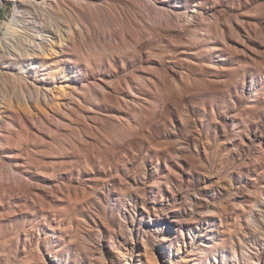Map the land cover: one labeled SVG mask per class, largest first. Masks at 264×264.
<instances>
[{
    "label": "rangeland",
    "instance_id": "1",
    "mask_svg": "<svg viewBox=\"0 0 264 264\" xmlns=\"http://www.w3.org/2000/svg\"><path fill=\"white\" fill-rule=\"evenodd\" d=\"M16 9L62 36L0 59V264H264V0Z\"/></svg>",
    "mask_w": 264,
    "mask_h": 264
},
{
    "label": "bare ground",
    "instance_id": "2",
    "mask_svg": "<svg viewBox=\"0 0 264 264\" xmlns=\"http://www.w3.org/2000/svg\"><path fill=\"white\" fill-rule=\"evenodd\" d=\"M37 4H39V3H37ZM22 13H23V10L16 9L14 11V13L12 14V17L10 19L5 20V21L2 22L3 23L2 27L5 30L3 31V33L1 32L2 33V37L0 38V59H2L3 62H9V58L6 57V54H7V50H8L9 47L14 48L12 43H14V41L17 40L19 37H24V38L27 37L26 36L27 33L25 32V30L27 28V20H25L23 22V20H24L23 18L24 17L22 16ZM25 23H26V25H25ZM30 28H32V27H30ZM43 28H45L44 24H41V25L39 24V26L37 28L35 40H39V41L34 42V41H31L30 39L26 38V42H27V49L26 50H27V53L25 54V61H27L28 71H30V72H32V71L35 72L36 69H38L40 66H43V62H44L43 60H40L41 62L39 63V65L37 64L36 60H38L39 54L37 52H35V49H37L40 52V54H41L40 56L42 57V59H50L52 54L55 53V55H56V53H58V49H57L58 48V43L61 41V36L62 35L60 34L59 30L51 29V27H49V29L51 31V33L48 35L49 37L46 36L45 38H43V35H42ZM34 29H36V28H34ZM47 30H48V28H47ZM72 33L73 32L71 31V28H69V27L67 28L65 34L63 33V38H65V40H64L65 44H68L70 41H72V38H73ZM10 42H12V43H10ZM41 43H45V45L47 46V48L49 50L48 52L45 51L44 48L39 45ZM66 62L70 64V63H73L74 60H72L71 57H68ZM52 64H53V62H50L49 65H52ZM4 71H6V70H4ZM25 76H26V70H23L17 76L18 77L17 80L19 81V79H22ZM28 88L32 90L33 95H34V97L36 98L37 101H41V102L44 101V103H45V97H42L44 99L41 98V96H44V94H43L44 86L43 85L27 84V85L24 86V90H28ZM39 110L42 111V108H39ZM160 241H164V238H160ZM201 244L206 246V247H208V245H206L205 243L204 244L201 243Z\"/></svg>",
    "mask_w": 264,
    "mask_h": 264
}]
</instances>
